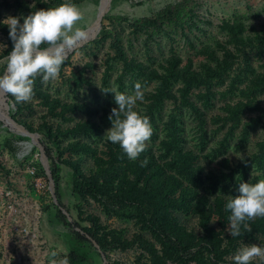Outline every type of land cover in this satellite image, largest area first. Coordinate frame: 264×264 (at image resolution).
Here are the masks:
<instances>
[{
    "label": "rangeland",
    "instance_id": "obj_1",
    "mask_svg": "<svg viewBox=\"0 0 264 264\" xmlns=\"http://www.w3.org/2000/svg\"><path fill=\"white\" fill-rule=\"evenodd\" d=\"M74 1L84 29L99 0ZM62 2L0 0V21ZM168 2L181 3L179 16L158 20ZM263 38L264 0H112L99 33L76 46L56 79L37 76L27 103L6 94L9 113L38 141L0 119V264H48L52 251L59 261L67 249L61 234L81 230L73 220L105 247L93 245L80 264H224L201 247L205 240L235 264L241 247H264V217L249 221L251 232L231 237L224 209L239 183L264 179ZM0 43L7 44L2 57L13 46L2 23ZM137 82L144 100L135 110L150 118L153 134L147 150L130 160L105 134L118 107L114 94H134ZM44 143L55 162L56 199L41 160ZM64 161L117 193L162 203L171 237L187 239L188 248L163 239L138 210L116 213L89 196L73 199Z\"/></svg>",
    "mask_w": 264,
    "mask_h": 264
},
{
    "label": "clouds",
    "instance_id": "obj_2",
    "mask_svg": "<svg viewBox=\"0 0 264 264\" xmlns=\"http://www.w3.org/2000/svg\"><path fill=\"white\" fill-rule=\"evenodd\" d=\"M82 20L80 6L73 0H63L57 6L35 10L26 17L9 16L0 21L8 27L13 45L10 53L0 57L3 67L0 91L12 95L18 103L31 101L36 77L45 82L56 79L68 55L85 38L86 33L77 26ZM6 48L7 44L0 43V52L4 53ZM114 100L118 107L111 109L108 119L112 126L105 135L130 160H136L147 150L146 142L153 134L150 118L135 110L137 102L144 100L142 84H135L134 94L115 93ZM146 164L145 158L141 166ZM224 209L231 213L226 229L231 237L251 232L249 221L264 217V179L255 184L239 183L238 195L228 196ZM62 251L64 255L59 261L55 259L57 251H52L48 264H69L68 250ZM256 258L264 260V247L255 243L241 247L233 256L235 264H252Z\"/></svg>",
    "mask_w": 264,
    "mask_h": 264
},
{
    "label": "trees",
    "instance_id": "obj_3",
    "mask_svg": "<svg viewBox=\"0 0 264 264\" xmlns=\"http://www.w3.org/2000/svg\"><path fill=\"white\" fill-rule=\"evenodd\" d=\"M73 3H75L74 0ZM180 12L181 3L168 2L162 8H160L156 14L158 20H171L179 16ZM260 47H264V38L261 41ZM2 72L3 70H1L0 73ZM11 102L12 101H8L9 104ZM9 114L12 118L15 119V116L11 114V112ZM4 144L11 150L15 149V146L10 145L9 143H7V141ZM44 153L48 158L51 175L52 177H54L55 162L49 144L47 143H44ZM62 163L66 164L71 171V184L68 189V193L73 199L78 200L82 196H89L96 200H99L100 202H102L106 209L116 213L124 212L127 209L132 212L138 210L139 213L142 214L144 218L149 222L150 226L160 233L163 239H166L173 245H177L176 248L178 249L183 248L184 250H186L188 248L187 239L176 238L175 240H173V237H171L173 231L169 228L168 223H166L164 215L166 214L167 209L166 207H160L163 206L162 203L159 202L155 205L151 201L148 202L145 199H132L131 197H128L123 193L115 192L113 185H111L109 182L98 183L91 177H88L86 175L82 176L79 170L74 165L65 161ZM55 192L59 194L57 186H55ZM171 193L172 190L169 189V191L165 194L169 195ZM55 210H57L58 216L64 222V224L70 225L68 221H66L65 214L58 209V206H55ZM67 211L69 212V210ZM72 222V225L80 227V231H83V233L70 229L67 233L64 232L63 234H61L63 242L68 250V259L70 264H80L87 261L90 251L92 249L95 250V242L98 243L102 251L105 250L103 243L95 236V233L92 229H87L86 227L79 225L78 221L76 220H73ZM201 247L203 249L207 248L208 251H212L214 259L216 261L223 262L224 264H231L227 259H223V256L225 255L224 252L219 251L218 248L214 247V244L211 242V240H205L204 244L201 245Z\"/></svg>",
    "mask_w": 264,
    "mask_h": 264
},
{
    "label": "bare ground",
    "instance_id": "obj_4",
    "mask_svg": "<svg viewBox=\"0 0 264 264\" xmlns=\"http://www.w3.org/2000/svg\"><path fill=\"white\" fill-rule=\"evenodd\" d=\"M111 1L112 0H99V4L96 10L94 19L90 22V24L87 27L82 29L86 33L85 38L83 39L84 43L88 40L93 39L99 33L101 29V22H102L103 16L109 10ZM98 13H102L100 19L97 18ZM6 94L7 93L0 91V119L3 120L6 125L10 126L11 129L17 130V127H15L5 116L6 111L9 112V107H6V104H5ZM18 131L23 132L22 133L23 135H26V136L28 135V134H25L24 130L22 129L20 130L18 129Z\"/></svg>",
    "mask_w": 264,
    "mask_h": 264
},
{
    "label": "water",
    "instance_id": "obj_5",
    "mask_svg": "<svg viewBox=\"0 0 264 264\" xmlns=\"http://www.w3.org/2000/svg\"><path fill=\"white\" fill-rule=\"evenodd\" d=\"M101 15H102V13H98V14H97V18L100 19V18H101ZM83 43H84V40H82L78 45H81V44H83ZM78 45H77V46H78ZM5 104H6V107H9V103H8V101H7V96H6ZM5 116L8 118V120H9V121H10L15 127H17V130H15L16 132L22 134L23 132H19V131H18V129H19V130L22 129V130H24V133H25V134H28V135L32 138L33 141H35V142L38 141V134L35 133V132H32V131L28 130L24 125H22L21 123L17 122L14 118L11 117V115L9 114L8 111H6ZM4 123H5V122H4ZM41 160H42V163H43V165H44V167H45L46 173H47V175H48V177H49V187H50V190H51V192L53 193L54 198L56 199L55 189H54V183H53V179H52V175H51V171H50V167H49L48 158H47V156L45 155V153H44L43 151H42V153H41ZM64 211H65V210H64ZM66 213H67V215H69L68 212H66ZM95 245H96V246L98 247V249L101 251V249H100L98 243L95 242ZM103 256H104V254H103ZM104 257H105V256H104Z\"/></svg>",
    "mask_w": 264,
    "mask_h": 264
}]
</instances>
